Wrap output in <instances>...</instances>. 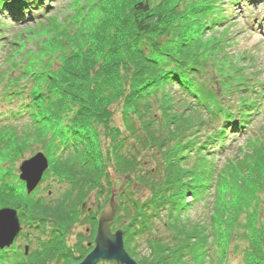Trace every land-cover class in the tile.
<instances>
[{
    "label": "trees",
    "instance_id": "trees-1",
    "mask_svg": "<svg viewBox=\"0 0 264 264\" xmlns=\"http://www.w3.org/2000/svg\"><path fill=\"white\" fill-rule=\"evenodd\" d=\"M45 2L0 0V207L29 225L51 219L67 229L58 220L73 221L69 201L80 204L92 169L93 183L100 176L95 154L109 153L96 133L112 122V102L127 97L124 136L112 131L114 154L105 156L126 177L111 228L122 229L129 255L145 237L151 254L139 264H225L231 253L264 264V134L249 119L260 103L248 99L250 60L227 49L229 1L64 0L61 16ZM34 7L39 15L26 18ZM15 24L24 29L12 46ZM244 127L240 153L223 159L229 135ZM35 136L50 158L41 183L69 187L53 204L27 194L18 177ZM197 203L204 218L190 215ZM18 248L0 251V264H44L63 241L54 235L26 255Z\"/></svg>",
    "mask_w": 264,
    "mask_h": 264
},
{
    "label": "rangeland",
    "instance_id": "rangeland-1",
    "mask_svg": "<svg viewBox=\"0 0 264 264\" xmlns=\"http://www.w3.org/2000/svg\"><path fill=\"white\" fill-rule=\"evenodd\" d=\"M228 1H229V5H228L229 10H227V12L229 13V15H234L233 18L234 21L236 22L231 30V35L234 37L235 43L228 46L227 49L231 50L233 55H237V56L246 55L250 60V63L249 61L248 62L246 61V65L249 66V69L246 70V74H249L250 77L249 85H251V90H253L254 93L251 92V94L248 95V99L254 100L256 97L259 99L260 104H259V111L251 115L249 119L251 124L254 126V130H257L259 132V135H263L264 134V1L253 0L252 6L251 4H249L251 0H228ZM45 4L49 5L50 7L48 14L54 11V13H56L58 16H61V14L67 9L66 6L65 7L63 6L64 0H46ZM37 10L38 8L37 9H35V7L31 8L30 15H27L26 18L31 17V15L32 16L39 15V11ZM234 21L232 19V22ZM5 22H7L10 26H13L12 22L9 21H5ZM34 25L36 24H31L30 27H33ZM23 29H24L23 25H18V24H15L14 27L12 28L10 27L8 29L6 36H8L10 43H12V46H17L14 45L13 42L16 41L15 43L16 44L18 43V39L20 38L18 37V34H21L23 32ZM16 32L18 33L16 34ZM0 33L3 36L5 35L3 32ZM7 39H5L4 41H6ZM0 40L3 42V39ZM28 47L33 48L34 44L31 45L28 43ZM0 53H2L1 50ZM112 71L113 70L111 68L109 70V73L112 74ZM117 88L119 90V86ZM124 89H127V87H125ZM126 99L127 97H124V99L120 98L119 100L112 102L111 104L112 122L108 125L106 124L105 133L103 132L104 127L99 128V133L98 132L96 133V136L99 138L101 144L105 146H109L108 147L109 153L106 149H104L103 152L105 154L102 153L103 156H99L95 154V157L93 159L96 165L98 166L100 173L97 182L93 183L94 174L92 169L90 174V183L89 186L87 187V192L84 195L83 199L80 201V204L76 205L78 200H76L75 197L72 200H70L68 203V205L70 204V206L69 208L68 207L67 208L69 210H74V212L71 213L72 216L74 217L73 221L67 219L58 220L62 224L69 223L71 225L67 229H61V227L56 228L55 224L51 222V219H48L44 222L33 221L34 223H31V225H33L31 229L35 230V233L30 235L29 238H31V241L29 242L27 241V243H25L27 248H26V253H24V255L28 254V252L29 253L33 252L31 248L35 250L38 247V245L41 244V242H44L46 240L47 241L52 240L54 235H59V239L63 241V251L61 253H57L53 255V257L50 256L51 258L49 257V259H46L44 264H75L77 260L81 261L83 257H85V255L94 246V237L96 234L97 220L99 218L100 211L105 207L106 203L109 200L110 189L112 186L111 184H108L106 182V164L105 167L103 165L101 166V163H99V161L105 159L104 160L105 163L106 162L105 155L109 154L110 156H113L114 154L113 151L114 145H111V142H107L108 136H112V131H114L116 135H120L121 137L124 136L122 135L125 130L123 127L122 118L126 116V113H132L131 108H128L125 105L127 101ZM248 135H250V132L247 129V127L242 128V130L240 129L238 135H229L231 137L228 140L229 146L223 149L222 153L224 154L222 155L223 156L222 158L224 159L226 155H231L232 157H236L240 153V149L242 148L241 146H243L246 139L249 138ZM233 136H235V138ZM42 142L43 141H41L40 138L36 136L27 140L26 146L27 148L28 147L29 148L28 150L25 151L23 156L20 158L19 162H22L23 160L32 157L35 153L39 151L44 153V150L38 147L42 145L43 148ZM44 155L47 157V154L44 153ZM49 157H51V155H49ZM47 159L49 160L50 158L47 157ZM111 165L112 162L108 161L107 167L111 168L112 167ZM66 186L67 184L66 183L63 184V182L48 183V181L45 180L43 183L40 184V189L37 190L34 189L33 193L36 199L40 197L41 198L47 197V195H49L50 197H52V200L50 202L53 204L58 200L59 197L57 196L61 192L65 193L68 190L69 187L66 189L65 188ZM5 207L14 208L13 206H5ZM190 212L192 218H197L199 216H202V218L205 217V211L202 208V205H200V203H197L190 210ZM20 218L21 220L26 221V216L22 212L20 213ZM156 219H160V217H156ZM27 221L24 223L28 224ZM22 229L25 230V227ZM160 231H159L160 233L158 232L160 234V238L168 241L167 232L161 228ZM39 237H41V239H39ZM18 242H20V244L22 245L24 241H21L20 239V241ZM21 247L23 249V246ZM63 252L67 254V257L63 256ZM150 254L151 251L147 246L145 237H141L138 245L137 253L133 256V258L137 263H139L138 262L139 259L145 258L148 255L150 256ZM148 259L151 258L148 257ZM146 261H147L146 264H152L151 261L148 260ZM98 264H114V263L100 260ZM225 264H240L239 255L237 253H231L227 263Z\"/></svg>",
    "mask_w": 264,
    "mask_h": 264
},
{
    "label": "water",
    "instance_id": "water-1",
    "mask_svg": "<svg viewBox=\"0 0 264 264\" xmlns=\"http://www.w3.org/2000/svg\"><path fill=\"white\" fill-rule=\"evenodd\" d=\"M47 167L48 161L42 152H37L20 163L19 178L25 182L28 194L36 187ZM106 168L112 181L111 194L107 204L100 211L94 246L76 264H98L100 260L114 261L116 264H139L125 249L122 229L114 231L111 229V224L118 209L117 197L124 186L126 177L114 173L112 168ZM117 180H119V183H117ZM19 229L20 224L16 209L11 207L0 208V248L11 245Z\"/></svg>",
    "mask_w": 264,
    "mask_h": 264
},
{
    "label": "flooded vegetation",
    "instance_id": "flooded-vegetation-1",
    "mask_svg": "<svg viewBox=\"0 0 264 264\" xmlns=\"http://www.w3.org/2000/svg\"><path fill=\"white\" fill-rule=\"evenodd\" d=\"M23 228H24V226H23ZM26 233V234H25ZM35 233V230H32L31 229V227L30 228H26L25 230H21L19 233H18V235L14 238V241H13V243H12V246L13 247H17V246H21V244H20V242H18V241H20V239H21V241H25V242H23V246L24 245H26L25 243H27V241L29 242V241H31V238H29L30 237V235H32V234H34ZM26 235V236H25ZM21 237V238H20ZM29 253V252H28Z\"/></svg>",
    "mask_w": 264,
    "mask_h": 264
}]
</instances>
